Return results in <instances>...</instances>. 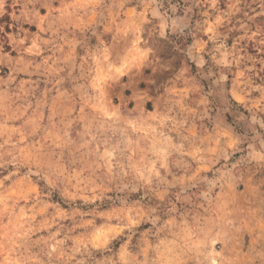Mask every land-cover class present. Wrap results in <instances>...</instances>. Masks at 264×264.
I'll use <instances>...</instances> for the list:
<instances>
[{"label":"clouds","instance_id":"clouds-1","mask_svg":"<svg viewBox=\"0 0 264 264\" xmlns=\"http://www.w3.org/2000/svg\"><path fill=\"white\" fill-rule=\"evenodd\" d=\"M0 264H264V0H0Z\"/></svg>","mask_w":264,"mask_h":264},{"label":"rangeland","instance_id":"rangeland-1","mask_svg":"<svg viewBox=\"0 0 264 264\" xmlns=\"http://www.w3.org/2000/svg\"><path fill=\"white\" fill-rule=\"evenodd\" d=\"M5 19H8L7 17H5ZM27 27V26H26ZM32 31H36V28L35 27H33L32 28ZM243 186H241V188H242Z\"/></svg>","mask_w":264,"mask_h":264}]
</instances>
